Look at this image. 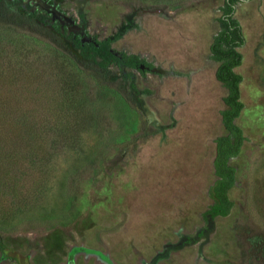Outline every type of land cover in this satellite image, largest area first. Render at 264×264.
Wrapping results in <instances>:
<instances>
[{
    "label": "rangeland",
    "instance_id": "obj_1",
    "mask_svg": "<svg viewBox=\"0 0 264 264\" xmlns=\"http://www.w3.org/2000/svg\"><path fill=\"white\" fill-rule=\"evenodd\" d=\"M5 1L78 58L77 42L110 40L105 75L136 106L85 101L52 45L0 28V264H264V0L235 3L246 140L229 159L234 205L208 218L228 134L210 50L226 0Z\"/></svg>",
    "mask_w": 264,
    "mask_h": 264
},
{
    "label": "trees",
    "instance_id": "obj_2",
    "mask_svg": "<svg viewBox=\"0 0 264 264\" xmlns=\"http://www.w3.org/2000/svg\"><path fill=\"white\" fill-rule=\"evenodd\" d=\"M238 1L248 0L225 1L222 16L219 19L220 30L214 36L210 46L212 59L219 62L216 77L228 90L224 99L227 108L222 111V120L228 134L216 139L214 168L218 179L214 185L215 200L205 212V218L227 216L230 213L234 201L230 199L228 191L235 183L236 170L229 164V159L240 153L246 140L242 128L235 122L244 108L240 90L243 77L235 70L241 65L243 58L239 48L245 44L242 26L235 17V3ZM0 28L11 37L25 36L52 45L53 49L58 51L81 74V79L76 86L82 87L85 101H92L96 93H111L113 96H122L127 105L136 106L131 94L105 75L104 68L119 61L118 55L111 48L110 40L77 42L76 46L80 49L82 56L78 58L64 44L56 42L54 35L43 32L31 15L12 10L5 0H0ZM131 57H137L139 62H145L138 56ZM129 64L136 65L134 62ZM102 155V152L98 150L95 157L100 158ZM259 248L264 251V233L260 234ZM8 253L9 249L0 234V254L6 257Z\"/></svg>",
    "mask_w": 264,
    "mask_h": 264
}]
</instances>
